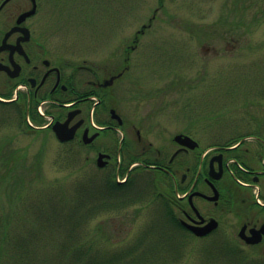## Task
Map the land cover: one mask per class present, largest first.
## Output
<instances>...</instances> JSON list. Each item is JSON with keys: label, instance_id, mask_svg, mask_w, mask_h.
<instances>
[{"label": "rangeland", "instance_id": "1", "mask_svg": "<svg viewBox=\"0 0 264 264\" xmlns=\"http://www.w3.org/2000/svg\"><path fill=\"white\" fill-rule=\"evenodd\" d=\"M228 2L46 0L43 6L55 11L44 20L46 29L58 31L52 41L68 46L75 63L110 66L111 61H123L125 49L137 39L129 55V111L122 113L128 122L151 129L154 147H166L170 153V138L177 132H189L203 151L235 130L245 131L248 114L264 120V34L238 36L236 51L220 41L222 35L216 39V52L201 49L197 30L221 29L250 18L251 10L234 17L225 13ZM262 23L258 32L264 30ZM147 24L145 32L138 33ZM3 108L0 105V264H51L62 258L63 264H74L70 258L76 230L91 249L101 252L125 251L138 242L157 205L155 191L162 190L151 191L142 178L131 192H108L110 174L106 176L111 172L112 179L114 170L92 171L82 147L60 144L50 130L23 132L13 112ZM156 215L168 231L164 214ZM218 215L220 227L204 238L172 229L174 241L183 242L179 262L199 264L212 257L224 264L232 258L233 246L250 261L259 260L238 241L231 216ZM73 224L78 225L75 231ZM172 252L167 249L169 256Z\"/></svg>", "mask_w": 264, "mask_h": 264}, {"label": "flooded vegetation", "instance_id": "2", "mask_svg": "<svg viewBox=\"0 0 264 264\" xmlns=\"http://www.w3.org/2000/svg\"><path fill=\"white\" fill-rule=\"evenodd\" d=\"M45 1L34 0V13L20 19L32 8L33 0H0V105L4 112H13L20 130L27 125L33 133L50 130L55 138L53 123L69 118L68 126H76L74 136L58 142L82 147L92 171L114 170L120 192H131L142 178L153 191L154 178L161 176L162 187L167 190H162L159 197L171 205L178 222L192 236L182 221L203 225L215 218L218 226L214 230L195 236L204 238L220 227L218 214L230 215L240 244L264 263V120L248 114L245 131L235 130L231 137L203 151L199 145L191 148L174 140L175 134L170 138V153L166 147H154L151 129L128 122L122 113L129 111L128 95L133 84L129 55L137 39L125 49L123 61H111L110 66H95L85 60L75 63L68 46L52 41L58 31L45 27L46 18L55 13L46 10ZM226 2L225 13L234 17L251 10L250 18L237 19L221 29L219 25L211 31L197 30L205 51L216 52L215 42L221 35L220 41L236 51L238 36L264 34L263 29L257 30L264 21V0ZM40 15L42 19L31 21ZM41 118L48 121L39 124ZM159 187L157 181V190ZM215 193L217 198L209 199ZM202 205H211L212 209H203ZM241 229L244 237L239 235ZM252 236L258 241H247Z\"/></svg>", "mask_w": 264, "mask_h": 264}, {"label": "trees", "instance_id": "3", "mask_svg": "<svg viewBox=\"0 0 264 264\" xmlns=\"http://www.w3.org/2000/svg\"><path fill=\"white\" fill-rule=\"evenodd\" d=\"M12 116V115H10ZM39 124L44 123V118H41V120L38 122ZM27 124V123H26ZM26 126V125H25ZM28 125L21 130L24 132L28 131ZM157 181H159V184L161 187H159L160 190H167L166 187H162V177L158 176L157 178H154V190L157 189L156 184ZM106 190L110 193H119L118 185L115 182L114 177L112 176V179H108V181L105 183ZM109 193V194H110ZM121 194H125L121 192ZM158 195V197H157ZM158 192L155 191V200L157 202V205L155 204L153 206V209L151 211V214L149 218L146 221L145 227L142 229L140 233V237L138 242H135L129 249L125 251H119L117 253H107V252H101V250L95 249L93 247L90 248V244L87 242V240H81L82 233L76 230V227L78 225L73 224L72 230H76L72 234L73 244L72 247V253H71V262H74V264H183V262H179V256L180 254V248L182 247L183 242L176 243L174 241V233L173 230L176 228L178 232L182 231V233L186 236H191V234L178 222L176 219L171 205L166 201L164 202L162 197H159ZM124 196V195H123ZM125 198V197H124ZM139 201L140 197H136ZM158 200V201H157ZM154 204V203H153ZM157 212H161L164 214L165 220L170 224L168 231L172 234H170L168 231H163V226L161 224V221L157 219ZM82 234V235H81ZM181 233H177L179 236ZM6 236V234L4 235ZM4 237H2L3 241ZM65 243V242H64ZM69 245L63 244L62 248H67ZM170 249V251H173L171 253V256H169V253H167V249ZM232 248V247H231ZM3 249V244L0 243V252ZM230 251V250H229ZM176 253V254H174ZM230 256L229 259L227 258L226 263L224 264H231L232 262L234 264H258L262 263V261H250L248 259V256L243 253V250L238 246H233L232 251L229 252ZM168 256V257H166ZM22 258V256L20 257ZM178 258V259H177ZM183 258V256H182ZM234 258V259H233ZM170 259H172V263H170ZM208 259V260H207ZM202 258L200 259L199 264H222L218 258ZM182 260V259H181ZM257 261V262H256ZM51 264H63V258L62 259H53Z\"/></svg>", "mask_w": 264, "mask_h": 264}, {"label": "water", "instance_id": "4", "mask_svg": "<svg viewBox=\"0 0 264 264\" xmlns=\"http://www.w3.org/2000/svg\"><path fill=\"white\" fill-rule=\"evenodd\" d=\"M35 11V2L33 0V6L30 10L26 11L25 13H23L20 17V19H24L26 16L28 15H31L33 14ZM111 79L108 80L111 81ZM117 117L119 118L120 122H121V119L120 117L117 115ZM68 119L67 118L65 121L63 122H60V121H56L54 124H53V130L57 136V138L60 140V141H65V140H69L71 138H73L74 136V131H75V128L76 126H71L69 127L68 126ZM174 140L180 142V143H184L185 145L191 147V148H194L195 146H197V142L194 141L191 137H189L188 135H185V134H182V133H178L174 136ZM99 165H102L100 162H99ZM217 194L215 193V195L213 196H210L209 199H216ZM199 214V213H197ZM200 218V222H203V217H199ZM183 224L188 228L190 229L194 234L198 235V236H203L207 233H209L211 230H213L214 228L217 227L218 225V222L216 219L214 218H211L209 219L205 224H199V223H188V222H185V221H182ZM239 235L244 237V235L242 234V229L241 231L239 232ZM247 241L249 242H255V241H258V238H254V236L252 237H249L247 238Z\"/></svg>", "mask_w": 264, "mask_h": 264}]
</instances>
